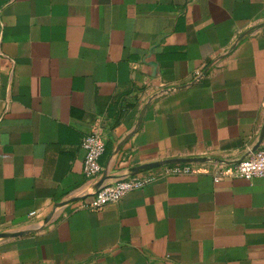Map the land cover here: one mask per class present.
I'll return each mask as SVG.
<instances>
[{
  "label": "crops",
  "instance_id": "0c3cea01",
  "mask_svg": "<svg viewBox=\"0 0 264 264\" xmlns=\"http://www.w3.org/2000/svg\"><path fill=\"white\" fill-rule=\"evenodd\" d=\"M256 144L264 0H0V264H264V177L214 179ZM174 159L193 171L77 204Z\"/></svg>",
  "mask_w": 264,
  "mask_h": 264
},
{
  "label": "built area",
  "instance_id": "2783aa9c",
  "mask_svg": "<svg viewBox=\"0 0 264 264\" xmlns=\"http://www.w3.org/2000/svg\"><path fill=\"white\" fill-rule=\"evenodd\" d=\"M84 150L83 172L87 178L97 176L101 170L100 157L105 151V138L103 135V123L97 119L91 126L90 132L81 140ZM148 170L132 171L119 174L114 181L100 183L97 189L90 195L77 201L79 207L100 209L108 203L119 201L126 193L139 189L156 180V177L148 173ZM167 174H188L193 168L187 164L173 163L164 165ZM225 177H242L246 179L264 177V148L250 151L247 156L231 165H219L215 180ZM34 214V212H31Z\"/></svg>",
  "mask_w": 264,
  "mask_h": 264
},
{
  "label": "water",
  "instance_id": "95a60500",
  "mask_svg": "<svg viewBox=\"0 0 264 264\" xmlns=\"http://www.w3.org/2000/svg\"><path fill=\"white\" fill-rule=\"evenodd\" d=\"M261 148V145L259 144H256L254 146V150H257ZM183 160H179V159H174V160H163V161H157V162H153V163H150V164H144L142 166H136V168H134V172L136 171H140V170H146V169H151V168H155V167H159V166H163V165H166V164H173V163H182Z\"/></svg>",
  "mask_w": 264,
  "mask_h": 264
}]
</instances>
